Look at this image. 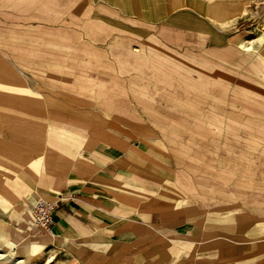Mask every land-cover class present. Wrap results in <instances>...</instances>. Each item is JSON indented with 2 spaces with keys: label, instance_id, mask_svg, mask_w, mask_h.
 <instances>
[{
  "label": "crops",
  "instance_id": "obj_1",
  "mask_svg": "<svg viewBox=\"0 0 264 264\" xmlns=\"http://www.w3.org/2000/svg\"><path fill=\"white\" fill-rule=\"evenodd\" d=\"M237 7L200 0H0V49L15 52L0 53V69L5 70L0 76L14 79L11 60L18 58L21 64L26 60L42 65L30 68L42 79L57 83L44 91L48 96L57 95L59 86L92 92L84 84L92 79L85 76L89 75L85 68L97 61L109 64L108 55L115 60L111 66H101L103 78L115 72L113 63L123 64L124 71L137 69L139 58H147L145 62L161 71L162 58L173 50L193 57L230 49L231 36L219 26L237 15ZM32 48L54 52L39 50L29 55ZM97 54L100 58L94 59L92 55ZM60 60L73 61L72 73L54 66ZM77 65H84V72H79L84 77L76 75ZM65 76L69 77L65 80ZM81 78L80 86L75 79ZM103 88L99 83L95 95L105 94L100 93ZM193 100L190 106L202 113L203 99ZM103 104L110 106V119L105 122L98 117V124L91 125L99 129L97 135L84 137L80 151L69 148L66 168L49 163L51 169L44 172L42 167L35 179L25 183L29 192L25 202L4 219L5 240L11 248L18 245L32 254L39 247L56 250L72 264H264V150L255 153L260 156L259 172L252 169L253 163L240 172L225 166L226 155L218 145L204 146L214 122L207 124L196 115L199 130L168 141L158 134V125L142 119L132 106L112 99ZM243 122L264 136V115ZM0 125L15 127L3 118ZM18 128L4 133L0 141L28 159L27 120ZM5 134L9 138L4 139ZM243 136H228L235 141L229 143L228 151L237 148L251 153L252 145ZM261 136L256 137L264 148ZM172 141H179L175 148ZM36 142L42 145L41 151L30 160L61 157L59 152L45 157L43 136ZM75 142L67 137L68 144ZM40 174L51 177L50 181L44 183ZM47 197L57 205L51 232L31 221V206Z\"/></svg>",
  "mask_w": 264,
  "mask_h": 264
},
{
  "label": "rangeland",
  "instance_id": "obj_2",
  "mask_svg": "<svg viewBox=\"0 0 264 264\" xmlns=\"http://www.w3.org/2000/svg\"><path fill=\"white\" fill-rule=\"evenodd\" d=\"M200 1L223 2L238 6L237 15L230 16L224 26H219L221 31L224 30L231 36L229 41L233 42L229 46L230 49L211 50L209 53L193 57H185L183 52L181 55L173 50L169 52V56L164 55L162 58L161 71L155 69L153 64L149 65L148 60L145 62L144 59L147 58H139L141 62L135 65L139 69L130 68L123 71V64L113 63L115 72H111V75L107 73L105 74L107 77L103 78L104 74L101 75L100 72H104L105 69L101 66H111L112 59L115 60L108 55L109 64H98L100 62L97 61L92 64L91 68H85L84 65L75 67L78 77H84V74L79 73L84 72V68L85 74H91V76L85 75L88 78L92 77L91 83L85 80L84 84L91 86L92 92L59 86V93L53 96H48L44 91L51 90V86L57 87V83L53 84L42 79L30 68L43 67L42 65L26 60L21 64L18 58H16L17 61L11 60L15 78L11 80L0 76V118L9 120L11 126L15 125V127L0 125V140L3 138L2 135L8 131H19L20 122L27 120L28 159L22 158L19 149L0 141V190H2L0 193V264H15V262L19 264H72L66 256L59 254L56 250L39 247L35 248L36 252L32 254L22 250L18 245L17 248H11L5 240L4 219L13 207L25 202V197L29 193L25 189V183L29 181V178L35 179L36 172L42 167L44 172L46 169H51L49 166L52 167V165L49 163H53L57 169H65L67 160L64 157L69 148L76 149L78 152L84 146L82 142L84 137L97 135L95 131L98 132L99 129L91 125L98 124V117H102L106 122L111 116L110 106H103L106 99H112L114 102L125 104L126 107L127 105L132 106L138 110L142 119L152 121L161 127L155 129L161 137H165L168 141L184 136L188 133L187 131L195 133V130H199L198 125L195 126L196 115L198 118L203 117L207 124L214 122L215 129L210 131V136L204 140V146L211 147L206 145L210 142L213 143V147L218 145L221 154L226 155L225 158L223 157L226 159L225 166L230 164L233 168L236 167V170L243 172L250 169L247 164L253 163L252 169H257L255 171L259 172L256 163L259 162L257 158L260 156L255 153L258 154L264 150L263 144L257 139L261 134L256 131L255 126H245L243 120L261 118L264 115V107L259 105L264 104V21L256 22L258 21L257 16H252L247 20L240 18L237 26L230 23L242 16L246 6L252 3L260 4L264 0ZM241 41L251 45L252 49L246 50L239 44ZM29 50V55L39 50L54 52L46 48ZM5 51H8L10 55L15 54L14 49H0L1 54ZM92 56L94 59L100 58L99 54ZM149 56L151 59L154 58L152 53ZM36 58L34 57V61H37ZM40 61L45 60L40 58ZM58 64L64 67L61 71H67L66 74L72 73L73 61L63 63L60 60L54 66ZM130 67L133 66L130 65ZM4 71L3 68L0 69V72ZM142 74L148 75L149 78L142 79L144 77ZM68 77L65 76V80ZM42 81H45L47 86L42 85ZM69 81L71 82V79ZM81 81L82 78L80 81L75 79L78 85ZM99 83L105 86L104 91L100 93L106 95H95L94 91ZM119 91H124V94L121 95ZM156 91H159L158 94H155ZM99 97L102 98L99 99ZM194 97L203 99L202 113H197L190 106L194 102ZM9 100L10 103H8ZM38 102L41 104H37ZM85 105L88 106L86 111L83 109ZM40 120L43 121L41 124ZM231 121L241 123V125H235ZM235 134L244 135L246 142L252 145V148H249L251 153H242L243 149L237 148L233 150L230 148L231 152L228 151L229 143L235 142L228 136ZM11 135L16 134L11 133ZM42 136L45 140L43 147L45 157L48 154L50 156L51 152H59L61 156L59 159L54 161L30 160L41 151L39 148L41 149L42 145L36 140L41 139ZM68 136L74 137L77 142L68 144ZM261 137L264 138V136ZM5 138H9L8 134L4 135ZM241 139L244 140L242 137ZM48 140L49 144H47ZM58 140L59 144H53V141ZM179 141H172L171 146L175 148ZM5 153L7 154L3 158ZM39 177L44 183L51 179L46 175L42 177L41 174ZM33 207L34 205L31 206V212ZM13 210L16 209L13 208Z\"/></svg>",
  "mask_w": 264,
  "mask_h": 264
},
{
  "label": "built area",
  "instance_id": "obj_3",
  "mask_svg": "<svg viewBox=\"0 0 264 264\" xmlns=\"http://www.w3.org/2000/svg\"><path fill=\"white\" fill-rule=\"evenodd\" d=\"M56 207V203L50 200L38 199L31 212L32 223L47 232H51L55 223Z\"/></svg>",
  "mask_w": 264,
  "mask_h": 264
},
{
  "label": "water",
  "instance_id": "obj_4",
  "mask_svg": "<svg viewBox=\"0 0 264 264\" xmlns=\"http://www.w3.org/2000/svg\"><path fill=\"white\" fill-rule=\"evenodd\" d=\"M252 16H257L258 21H264V1L260 4L252 3L250 6H246L244 9V12L242 16L236 18L235 20H232L230 24L233 26H237L238 20L243 18L244 20H247L251 18ZM251 21V20H248Z\"/></svg>",
  "mask_w": 264,
  "mask_h": 264
},
{
  "label": "bare ground",
  "instance_id": "obj_5",
  "mask_svg": "<svg viewBox=\"0 0 264 264\" xmlns=\"http://www.w3.org/2000/svg\"><path fill=\"white\" fill-rule=\"evenodd\" d=\"M239 44H240L241 46L245 47L246 50H251V49H252V46H251V45H248V44H245L244 41L239 42ZM34 252H36V249H35ZM39 253H40V252H39ZM37 255H38V252H37ZM22 261H23V260H22ZM20 262H21V260H20ZM15 264H19V262H15Z\"/></svg>",
  "mask_w": 264,
  "mask_h": 264
}]
</instances>
